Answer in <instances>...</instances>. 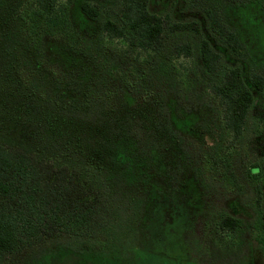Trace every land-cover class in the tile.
I'll use <instances>...</instances> for the list:
<instances>
[{"label": "trees", "instance_id": "trees-1", "mask_svg": "<svg viewBox=\"0 0 264 264\" xmlns=\"http://www.w3.org/2000/svg\"><path fill=\"white\" fill-rule=\"evenodd\" d=\"M116 1V18H101L98 7L88 1L80 4L86 19L101 21L97 36L75 30L71 0L64 5L57 0H7L8 18L0 17V53L20 62H7L0 73V133L15 136L20 145L0 144V264H13L24 250L45 242L66 239L81 248L115 239L111 233L124 222L117 218L119 211L137 218L145 190L157 189L156 178L177 181L189 172L200 174L206 184L209 167L218 177L220 169L230 170L229 162L215 157L216 146L196 143L173 127L167 100L182 96L188 75L158 56L165 49L162 18L149 11V0ZM184 1L191 6L202 0ZM218 1L246 5L251 0ZM202 11L228 51L243 58L246 49L234 31L211 9ZM169 31L199 38L201 69L218 78L207 89L216 101L217 121L239 138L254 94L264 97V64L250 73L247 84L239 68L218 72L220 56L196 22L175 23ZM104 36L157 55L151 61L122 64L121 57L100 43ZM56 44L68 53L74 50L79 61L52 64L49 52ZM191 53L190 44L176 47L177 55ZM58 158L74 163L72 169ZM88 169L97 179L84 181ZM257 171L255 167L249 173ZM240 225L226 214L218 221L223 231H236Z\"/></svg>", "mask_w": 264, "mask_h": 264}, {"label": "rangeland", "instance_id": "rangeland-1", "mask_svg": "<svg viewBox=\"0 0 264 264\" xmlns=\"http://www.w3.org/2000/svg\"><path fill=\"white\" fill-rule=\"evenodd\" d=\"M57 1L59 5L67 2ZM84 1L96 5L101 18H116L120 10L118 2L71 0L69 10L75 30L98 36L101 21L84 17L80 11ZM7 4V0H0L3 21L8 18L4 9ZM205 7L237 35L246 49L243 58L233 56L219 39L203 14ZM149 11L161 17L164 23L165 49L158 56L177 73L188 75V87L184 85L182 96L167 100L173 127L196 143L216 146L219 153L215 157L223 164L229 162L230 170L226 172L219 168L218 173L222 175L218 177L216 170L207 171L210 169L207 164L206 184L201 183L200 174L189 172L177 181L156 178L153 186L157 189L155 192L150 188L145 190L137 218H129L128 210L123 216V208L119 211L117 218L124 222H119L120 226L111 233L115 239L106 237L81 248L66 239L45 242L24 250L14 258L13 264H264V97L254 94L243 133L234 139L217 121L220 116L216 101L207 89L218 78L206 75L201 69L199 38L189 32L169 31L175 23L196 22L202 37L220 56L218 72L239 68L244 81L249 84L250 73L264 64L262 0H251L246 5L202 0L191 6L184 0H149ZM100 41L123 59L122 64L128 60L135 63L151 61L157 55L148 56L149 52L117 38L105 37ZM184 44L192 47L190 57L176 54V47ZM3 45L0 43V47ZM49 58L52 64L59 66L79 61L75 51L68 53L62 44L54 46ZM9 61L18 65L20 62L0 53V73ZM19 141L15 136L6 137L0 133V144L7 147L19 148ZM57 161L69 169L74 164L59 158ZM255 167L258 171L250 174ZM246 172L250 175L245 176ZM84 175V181L97 179L89 169ZM133 176L142 181L135 170ZM225 214L240 220L241 225L236 231H223L218 227L220 217ZM133 228L136 233L131 230Z\"/></svg>", "mask_w": 264, "mask_h": 264}]
</instances>
